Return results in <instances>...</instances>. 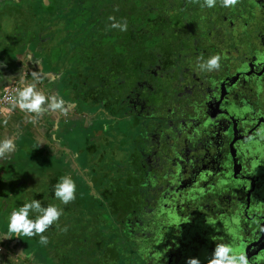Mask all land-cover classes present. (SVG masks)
Returning a JSON list of instances; mask_svg holds the SVG:
<instances>
[{"label":"flooded vegetation","instance_id":"1","mask_svg":"<svg viewBox=\"0 0 264 264\" xmlns=\"http://www.w3.org/2000/svg\"><path fill=\"white\" fill-rule=\"evenodd\" d=\"M160 3L0 0V96L35 84L64 101L67 114L45 112L30 147L40 164L70 166L82 190L60 206L52 172L48 194L35 175L1 178V222L16 195L63 209L47 246L6 238L9 259L207 264L226 243L264 264V0ZM215 54L220 69L201 72L199 58ZM23 185L33 194H16Z\"/></svg>","mask_w":264,"mask_h":264},{"label":"clouds","instance_id":"2","mask_svg":"<svg viewBox=\"0 0 264 264\" xmlns=\"http://www.w3.org/2000/svg\"><path fill=\"white\" fill-rule=\"evenodd\" d=\"M192 3H200V0H190ZM240 3V0H220V4L225 8H233ZM217 6V0H203L201 7L214 8ZM112 21L110 27L119 31H127V22L115 21L114 17H109ZM221 55L215 54L206 60L201 56L198 69L201 72L218 71L221 67ZM35 72L33 76L35 77ZM15 104L28 114H31V121L38 123L45 112L55 114H67L65 103L57 96H46L36 89L35 84H29L22 90H18L15 97ZM13 148V141L5 139L0 141V159L7 158ZM76 184L69 175L60 177L59 181L54 185L53 192L55 198L62 204L68 205L76 199ZM35 213V218H31ZM63 215V209L57 205L50 204L47 207L42 206L38 199L24 203L18 209H14L7 222V235L2 237L11 238L13 236L20 238L39 237V243L47 246L49 240L44 233L54 224H56ZM66 232L67 227L61 229ZM186 264H200L198 258H188ZM207 264H248L247 256L244 252H239L230 244L216 243L211 257Z\"/></svg>","mask_w":264,"mask_h":264},{"label":"rangeland","instance_id":"3","mask_svg":"<svg viewBox=\"0 0 264 264\" xmlns=\"http://www.w3.org/2000/svg\"><path fill=\"white\" fill-rule=\"evenodd\" d=\"M162 1L163 0H148V2L153 3V5L155 3L158 4ZM165 9H166V7H164V13H167V10H165ZM155 14L161 15L162 10H157L155 12ZM79 126L81 127V125H79ZM30 143L31 142L28 141V144L27 145L24 144L23 145L24 148L20 149L18 151L14 166H11L9 164H8V166L14 167L13 169H14L15 174L20 172L21 174H24V175H27V174L33 175V176L35 175L38 178V180L41 179L40 182L37 181L38 183L36 184L34 191L41 193V194H48L49 188H48L47 182H48L49 178L51 179V176H48L49 172H52V176H55L58 181H59L60 177L65 176V175L71 176V178L73 179L74 182L77 181L76 176L74 175V172L71 169V167L66 166L64 163L58 164L55 161H50V162L48 161L47 163L40 164V161H38V160H40V155L37 156V155H35L34 152H32L31 147H30V145H31ZM61 161L64 162L63 160H61ZM5 169L7 170L8 168H5ZM26 184H28V183H26ZM75 184H76V189H77L76 194H80V192L82 191L81 190V182H78ZM25 185H23V188L20 189L19 192L16 194H33L34 191L33 190L29 191V188H27ZM53 188H54V186H53ZM8 192H10V189L7 187H4L3 184H0V194H7ZM13 200H15L16 203H11V205H9V209H11V208L18 209L20 203L24 204L27 201L25 198L24 199L21 198L18 200V195H16ZM59 205L62 206L61 203H59ZM9 215L10 214H8V212H5L4 219L2 220V222L0 221V225H3V226L7 225ZM5 217H6V219H5ZM21 237H23V236H21ZM23 243H27V245H29V246H27V249H25L24 253H26V252L28 253V256H29L28 259L30 262H32L33 258H34V256H33L34 251H35V249L33 248L34 242H33V240H30V239L26 240L25 238H23ZM61 253L64 254V251ZM44 257L47 258V261H50L49 257H47V256H44ZM19 264H21V263H19Z\"/></svg>","mask_w":264,"mask_h":264},{"label":"crops","instance_id":"4","mask_svg":"<svg viewBox=\"0 0 264 264\" xmlns=\"http://www.w3.org/2000/svg\"><path fill=\"white\" fill-rule=\"evenodd\" d=\"M2 24L0 20V25ZM20 68L21 70H25L24 66H20ZM0 73L2 72L0 71ZM1 89L2 88H0V92ZM15 97L16 95L8 102L9 104H7V106L2 105L0 108V141L5 139H11L13 141V148L7 158L0 159V179L10 176V180H12L13 183L17 181V179H15L17 178V174L14 173V167L11 166H14L18 151L23 149V145H27L28 141L31 142L29 139L35 140L37 136L36 132H38L37 124L31 121V114L26 113L15 104ZM8 164L11 166H8ZM4 167L8 169L6 170ZM2 235H0V264H18L16 259H9L6 256V251H8L7 249L10 247L8 246L9 243L5 242L9 239L2 237Z\"/></svg>","mask_w":264,"mask_h":264},{"label":"built area","instance_id":"5","mask_svg":"<svg viewBox=\"0 0 264 264\" xmlns=\"http://www.w3.org/2000/svg\"><path fill=\"white\" fill-rule=\"evenodd\" d=\"M17 91V88H7L5 90H3L1 96H0V106H2L3 104L8 103L9 101H11V96L12 94H14Z\"/></svg>","mask_w":264,"mask_h":264},{"label":"trees","instance_id":"6","mask_svg":"<svg viewBox=\"0 0 264 264\" xmlns=\"http://www.w3.org/2000/svg\"><path fill=\"white\" fill-rule=\"evenodd\" d=\"M156 5H162V4H161V3H160V4H159V3H158V4L155 3V4L153 5V4L151 3V4H149V5L145 6V7L151 9L152 11H154ZM154 23H157V22H154Z\"/></svg>","mask_w":264,"mask_h":264},{"label":"water","instance_id":"7","mask_svg":"<svg viewBox=\"0 0 264 264\" xmlns=\"http://www.w3.org/2000/svg\"><path fill=\"white\" fill-rule=\"evenodd\" d=\"M17 69V68H16ZM11 71V70H10ZM12 71L14 72L15 71V68L14 67H12Z\"/></svg>","mask_w":264,"mask_h":264}]
</instances>
